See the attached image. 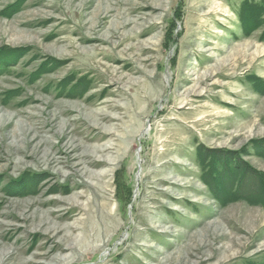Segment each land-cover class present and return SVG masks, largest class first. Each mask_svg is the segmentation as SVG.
<instances>
[{"label": "rangeland", "instance_id": "obj_1", "mask_svg": "<svg viewBox=\"0 0 264 264\" xmlns=\"http://www.w3.org/2000/svg\"><path fill=\"white\" fill-rule=\"evenodd\" d=\"M241 3L0 0V48L25 52L0 73V264H264V207L210 187L264 176ZM203 150L235 161L207 175Z\"/></svg>", "mask_w": 264, "mask_h": 264}, {"label": "trees", "instance_id": "obj_2", "mask_svg": "<svg viewBox=\"0 0 264 264\" xmlns=\"http://www.w3.org/2000/svg\"><path fill=\"white\" fill-rule=\"evenodd\" d=\"M237 15L241 24L243 35L245 37H248L255 31L261 30L259 41L264 42V0H242ZM175 30L176 25H173V29L170 33V45L175 43ZM24 55L25 52L23 51V49L11 50L6 47H1L0 73H3L4 70L9 67L10 63H14L17 59ZM63 83L65 84L66 81H63L60 84ZM87 83V81L81 82L79 86L80 94L81 92L86 91L85 87L87 86ZM75 89L79 91V88L76 87ZM72 93L74 94L79 92L73 91ZM253 147L257 151V155L264 157V141L257 143L255 146L253 145ZM199 159L200 162L205 165L206 169H208L206 173L208 175L211 169L216 168L215 165L217 164V161L226 163L229 161H235V156L231 152L223 150H203L202 152L200 151ZM205 163L208 164L206 165ZM209 163L211 164V166H208ZM251 170V168H247V166L243 163L242 165L240 164L238 168H234L232 170L229 169L226 165H223V169L221 172L223 185L221 190H219L220 185H215L212 187L211 184L213 183V181H210L211 184L208 183L209 186L211 185V190L213 189L212 191L216 199L221 203H224V201L226 202V200H235L237 198L236 200L242 199L248 203H256L264 207V176H262L255 170ZM246 187L248 188L246 189ZM24 188L22 187V189ZM118 189L121 191L120 201H123L128 205L132 196V186L129 185L127 187L125 184L119 183ZM260 190L261 192L258 193V191ZM260 193H262V195ZM252 199H255L256 202H253Z\"/></svg>", "mask_w": 264, "mask_h": 264}, {"label": "bare ground", "instance_id": "obj_3", "mask_svg": "<svg viewBox=\"0 0 264 264\" xmlns=\"http://www.w3.org/2000/svg\"><path fill=\"white\" fill-rule=\"evenodd\" d=\"M103 151H106V150H103Z\"/></svg>", "mask_w": 264, "mask_h": 264}]
</instances>
